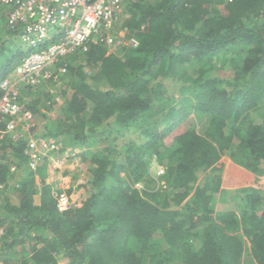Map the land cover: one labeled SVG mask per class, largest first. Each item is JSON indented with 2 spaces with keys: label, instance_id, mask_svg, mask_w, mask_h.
<instances>
[{
  "label": "trees",
  "instance_id": "trees-1",
  "mask_svg": "<svg viewBox=\"0 0 264 264\" xmlns=\"http://www.w3.org/2000/svg\"><path fill=\"white\" fill-rule=\"evenodd\" d=\"M114 30L135 45L69 56L60 104L26 93L36 133L77 148L76 164L30 172L26 143L0 141V182L22 174L0 205V258L264 264V0H135ZM1 32L0 81L26 54L3 15ZM79 164L86 182L59 212L52 186Z\"/></svg>",
  "mask_w": 264,
  "mask_h": 264
},
{
  "label": "built area",
  "instance_id": "built-area-1",
  "mask_svg": "<svg viewBox=\"0 0 264 264\" xmlns=\"http://www.w3.org/2000/svg\"><path fill=\"white\" fill-rule=\"evenodd\" d=\"M134 1L0 0V17L4 16V24L9 30L19 29L16 41L26 52L11 74L0 81V141L9 139L26 143V170L36 172L45 160L52 167L64 166L69 158L76 164L79 154L77 148L61 153V142L36 133L32 113L26 107V93L44 88L52 95V100L60 104V83L66 74L69 56L85 51L91 39L99 40L108 52L135 45L136 41L126 39L123 31L114 32L125 4ZM19 172L15 165H10L11 178L0 182V205L9 188L18 185ZM163 172L164 169L154 161L155 175L160 176ZM66 189L52 186V197L59 212L72 208ZM4 235L0 226V252ZM0 264H4L1 258Z\"/></svg>",
  "mask_w": 264,
  "mask_h": 264
},
{
  "label": "rangeland",
  "instance_id": "rangeland-1",
  "mask_svg": "<svg viewBox=\"0 0 264 264\" xmlns=\"http://www.w3.org/2000/svg\"><path fill=\"white\" fill-rule=\"evenodd\" d=\"M118 31H121V30H118ZM118 31L116 32V34L119 33ZM0 37H3V32H1ZM113 50L114 49H112V51ZM29 97H30V95H29ZM52 115H53V117L55 116V114H52ZM149 172H150L151 175H154L155 176V173H154V159H152V163H151V165L149 167ZM73 173H74V171H73ZM20 175H22V174H20ZM69 176L71 177V179L67 182V185L70 188H74L77 185V182L80 181V180L82 182H80L79 184L80 185L81 184H84L86 182V179H87L86 170L83 168V166L81 164L78 165V167L76 168L75 173L74 174H71ZM137 188L140 189L141 186L140 185H137ZM228 197H229V201L230 202H228L226 208L230 207L231 204L234 203V196H233L232 192L228 193Z\"/></svg>",
  "mask_w": 264,
  "mask_h": 264
},
{
  "label": "crops",
  "instance_id": "crops-1",
  "mask_svg": "<svg viewBox=\"0 0 264 264\" xmlns=\"http://www.w3.org/2000/svg\"><path fill=\"white\" fill-rule=\"evenodd\" d=\"M71 179V177L69 176V175H67V176H65L64 178H63V185H62V188H68V185H67V182L69 181ZM53 185H55V186H58V187H61V186H59L58 184H53Z\"/></svg>",
  "mask_w": 264,
  "mask_h": 264
},
{
  "label": "clouds",
  "instance_id": "clouds-1",
  "mask_svg": "<svg viewBox=\"0 0 264 264\" xmlns=\"http://www.w3.org/2000/svg\"><path fill=\"white\" fill-rule=\"evenodd\" d=\"M9 76V75H8Z\"/></svg>",
  "mask_w": 264,
  "mask_h": 264
}]
</instances>
